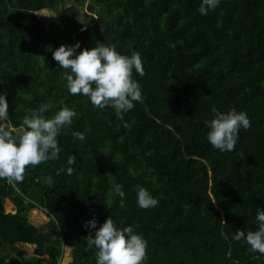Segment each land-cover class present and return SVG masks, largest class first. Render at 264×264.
<instances>
[{
	"label": "trees",
	"instance_id": "obj_1",
	"mask_svg": "<svg viewBox=\"0 0 264 264\" xmlns=\"http://www.w3.org/2000/svg\"><path fill=\"white\" fill-rule=\"evenodd\" d=\"M60 1L0 0V93L9 104L0 126L18 132L40 103L49 117L65 105L77 112L58 137V159L26 168L18 184L0 179V264H95L83 225L109 216L148 241L146 264H264V254L232 239L255 230L264 209V0H220L207 15L201 0H69L58 9ZM85 4L84 29L75 28ZM77 42L140 54L145 75L133 78L143 101L123 120L69 94L52 51ZM212 107L248 115L232 152L206 139ZM70 155L72 174L57 175ZM113 177L124 207L109 194ZM137 185L156 207L137 206ZM19 244L39 257L26 258Z\"/></svg>",
	"mask_w": 264,
	"mask_h": 264
},
{
	"label": "clouds",
	"instance_id": "obj_2",
	"mask_svg": "<svg viewBox=\"0 0 264 264\" xmlns=\"http://www.w3.org/2000/svg\"><path fill=\"white\" fill-rule=\"evenodd\" d=\"M220 0H201L198 12L207 15L215 10ZM81 49L79 42L73 45H61L52 51L57 67L63 69L62 79L71 95L87 97L93 107L100 110L111 108L117 119L123 120L137 102L143 101V92L133 73L145 75L143 62L138 52L130 55L119 53L115 46L98 43L90 49ZM80 50V51H78ZM44 63V60L42 58ZM6 93H0V121L9 119V104ZM50 109L48 103H40L38 107L28 110L22 117L18 132L0 126V179L8 183L18 184L24 180L26 168L58 159L61 147L58 137L64 129L71 126L77 116L74 108L61 106L51 117L47 116ZM212 118L207 120L206 139L220 152H232L239 140L241 129L247 130L251 124L244 111L231 108L221 111L211 108ZM74 139L83 141L84 133L73 131ZM76 157L70 155L66 169L61 172L71 175ZM134 174V173H133ZM110 196L120 198V207L125 206L126 193L123 185L109 181ZM137 206L142 209L156 207L158 199L142 185L135 188ZM255 230H236L232 239L243 241L251 252L264 254V209L257 208ZM98 221L92 218L84 222L89 230L86 240L89 249L95 255V264H146L148 241L135 230L133 225L119 227L109 216L97 227ZM94 231V235H93Z\"/></svg>",
	"mask_w": 264,
	"mask_h": 264
},
{
	"label": "rangeland",
	"instance_id": "obj_3",
	"mask_svg": "<svg viewBox=\"0 0 264 264\" xmlns=\"http://www.w3.org/2000/svg\"><path fill=\"white\" fill-rule=\"evenodd\" d=\"M70 4L71 3L69 2V0H61L60 4H58L57 6H58V9H59V7L61 9L63 7H69ZM78 11H80V15L78 14V16L76 17L75 23H73L72 21H71V23H72V26H74L75 28L84 29L85 21H84L82 15H83V13L85 14L87 11V4H85L83 7L79 8ZM74 37L75 36L73 35L72 38H74ZM0 122L7 124L6 121H0ZM18 246L24 252V256L26 258L39 257V255H40L37 247L34 245L19 244Z\"/></svg>",
	"mask_w": 264,
	"mask_h": 264
}]
</instances>
